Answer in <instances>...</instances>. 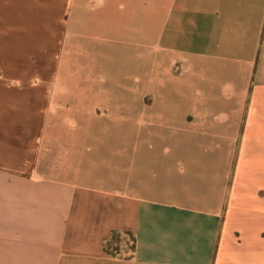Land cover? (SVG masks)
Listing matches in <instances>:
<instances>
[{"label": "crops", "instance_id": "obj_1", "mask_svg": "<svg viewBox=\"0 0 264 264\" xmlns=\"http://www.w3.org/2000/svg\"><path fill=\"white\" fill-rule=\"evenodd\" d=\"M53 2L74 115L0 130V264H264V0Z\"/></svg>", "mask_w": 264, "mask_h": 264}, {"label": "rangeland", "instance_id": "obj_2", "mask_svg": "<svg viewBox=\"0 0 264 264\" xmlns=\"http://www.w3.org/2000/svg\"><path fill=\"white\" fill-rule=\"evenodd\" d=\"M53 3L0 0V130L12 125L15 132L22 127L35 132L45 121L55 128L60 119L69 121L74 115L69 103L55 98L53 91L58 60L54 42L45 41L55 26ZM4 78L12 80L8 86ZM17 80L30 83L31 90H19ZM13 121L25 123L9 124Z\"/></svg>", "mask_w": 264, "mask_h": 264}]
</instances>
